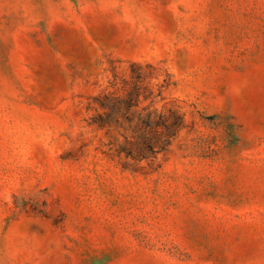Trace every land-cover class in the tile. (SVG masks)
Here are the masks:
<instances>
[{"label": "rangeland", "instance_id": "374dc122", "mask_svg": "<svg viewBox=\"0 0 264 264\" xmlns=\"http://www.w3.org/2000/svg\"><path fill=\"white\" fill-rule=\"evenodd\" d=\"M133 72L154 160L90 124ZM0 264H264V0H0Z\"/></svg>", "mask_w": 264, "mask_h": 264}, {"label": "trees", "instance_id": "16d2710c", "mask_svg": "<svg viewBox=\"0 0 264 264\" xmlns=\"http://www.w3.org/2000/svg\"><path fill=\"white\" fill-rule=\"evenodd\" d=\"M138 75L133 72L132 88L123 94L105 93L97 98L98 112L91 117L90 124L98 129L128 131L121 133L124 144L116 149L118 155L136 161L154 160L165 152L184 128V120L176 111L162 114L157 109H138ZM130 137L131 139H129ZM126 144L130 147L127 148Z\"/></svg>", "mask_w": 264, "mask_h": 264}]
</instances>
